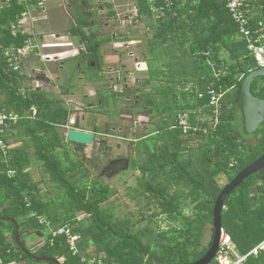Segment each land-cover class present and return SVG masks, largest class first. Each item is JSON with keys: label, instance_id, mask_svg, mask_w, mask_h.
Segmentation results:
<instances>
[{"label": "trees", "instance_id": "1", "mask_svg": "<svg viewBox=\"0 0 264 264\" xmlns=\"http://www.w3.org/2000/svg\"><path fill=\"white\" fill-rule=\"evenodd\" d=\"M69 1L74 23L68 33L83 45L79 61L86 60L87 70L100 69L97 57L108 40L98 34L102 6L92 0ZM131 1L136 19L155 31L147 41L154 59L142 84L153 86L131 105L152 122V132L136 142L130 138L149 196L142 210H153L148 225L163 216L173 226L165 232L148 226L134 233L147 217H120L119 206L109 202L116 192L99 183L100 175L90 180V160L79 155L84 146L64 141L57 132L68 119L67 111L53 106L61 102H47L37 91L20 94V78L6 54L27 47L31 36L20 30V21L30 8L38 9L40 0H7L0 9V106L20 119L23 146L9 148L16 137L13 127L1 138L6 154L0 150V264H57L37 258L58 264L194 263L211 246L213 228L208 244L201 247L200 243L203 227L212 226L213 207L223 188L216 177L225 176L228 184L264 154V121L254 134L244 129L240 89L245 77L258 68L226 8L228 0H171L170 8L164 0ZM244 1L251 6L249 27L256 31L258 23L264 26V0ZM106 7L111 9L110 4ZM108 16L115 19L116 14ZM208 89L220 95L217 107L210 106ZM250 90L264 99V77L254 79ZM119 97L103 93L100 102L119 103ZM92 132L100 133L95 127ZM122 137L127 139L128 134ZM253 137H259L256 143L248 140ZM71 144L75 149L68 147ZM31 155L41 161L46 185L52 188L43 195L25 172ZM127 160L131 169L135 159ZM111 161L107 158L103 163L100 158L102 165L94 168ZM185 208L193 210L192 217L183 215ZM40 217L49 222L52 232L68 228L78 236V252L70 251L65 236L47 234L48 226L39 223ZM221 225L240 255L264 241V171L251 175L228 195ZM15 226L25 251L15 241ZM27 232L44 237L43 245L36 250L29 246ZM245 264H264V251L249 255Z\"/></svg>", "mask_w": 264, "mask_h": 264}, {"label": "rangeland", "instance_id": "2", "mask_svg": "<svg viewBox=\"0 0 264 264\" xmlns=\"http://www.w3.org/2000/svg\"><path fill=\"white\" fill-rule=\"evenodd\" d=\"M92 1L102 6L97 20V23L100 24L98 34L103 39H108L102 45L97 57L100 69L94 67L92 70H87L86 60L79 61V52L83 49V45L78 42V38L72 37L68 33L70 25L74 23L70 1L40 0L38 9L30 8L23 15L20 21V30L31 36L27 44L29 49H26L27 54L25 55L31 57L26 61V71L30 74L33 61H36L38 65H41L42 61H48L50 62L47 64L49 72L46 73H49L50 78L46 84L27 83L25 90L20 91V94L25 96L37 91L47 102L53 100L61 102V104L53 106L54 108L60 106L68 112L66 126L57 127V132L64 141H66L67 132L71 129L92 133L95 136L92 145L84 146L82 153H79L80 156H85L90 160V163H87L91 173L90 180L100 175L103 166L98 169L94 168L95 165H102L98 162L100 158L103 163L107 158L110 160L135 159L131 169L111 178L103 176L99 178V183L109 187V191L116 192L109 202L119 206L117 212L120 217L126 214H131L132 220H139L141 215L147 217L146 221L140 223L133 230L134 233L148 226H154L159 232H165L173 224L163 216L156 219L154 223L147 224L153 210L147 212L142 210V207L147 203L146 198L149 196L143 188L142 178L137 169L138 161L136 160L139 159L137 152L130 144L133 138L136 142L137 138L152 132V122L146 116L136 113L131 105L135 97L141 93L151 92L153 86L142 84L148 79V64L151 59H154L147 41L154 37L155 31L146 21L136 19V10L131 0ZM106 4H110L111 9L106 7ZM109 12L116 14L115 19L109 18ZM124 38L132 41L123 42ZM46 56H49L48 59ZM153 65L155 66V64ZM34 66L37 67V65ZM78 66L79 68H77ZM42 70L44 69L42 68ZM40 74L43 72L40 73L39 70L32 78L36 80L41 77ZM103 93L120 96V102L115 103L113 100L109 103L105 101L101 103ZM128 109L132 112H125ZM34 112L36 109L32 110L31 121H34ZM178 119L182 124H185L182 116H179ZM17 124L19 126V123ZM94 127L99 129L100 133H93ZM19 129L22 128L19 126ZM240 132L243 134L242 130ZM7 133H11V131ZM124 134H128L127 139L122 137ZM258 138L253 137L248 140L251 143H256ZM12 143L11 141L10 144ZM21 146H23V142L20 139L14 148ZM68 147L72 150L75 149L73 144ZM29 153L32 154V150ZM25 172L28 174V179L36 184L40 194L43 195L47 190L52 189L47 187V176L43 173L42 163L35 156L31 155ZM12 174L13 172L10 173V175ZM215 181L220 187H224L228 182L223 175L216 177ZM252 200L253 202L256 200L255 194H252ZM77 215L79 219H82L83 216ZM183 215L192 217L193 210L185 208ZM40 222L49 223L41 217ZM211 228V225L203 227L201 247L210 241ZM47 231V234L52 231L50 224ZM25 234L26 243L34 250L43 245L44 237H38L34 233L28 234V232ZM143 240L145 243L147 242V239L143 238ZM75 245L77 253V242Z\"/></svg>", "mask_w": 264, "mask_h": 264}, {"label": "water", "instance_id": "3", "mask_svg": "<svg viewBox=\"0 0 264 264\" xmlns=\"http://www.w3.org/2000/svg\"><path fill=\"white\" fill-rule=\"evenodd\" d=\"M258 77H264V68L257 69L249 73L241 86L240 97L242 114L244 118V129L247 134H254L264 121V99L257 98L252 95L250 87L254 79ZM94 135L92 133H87L84 131H79L71 129L67 132L66 140L67 142L91 146L93 143ZM129 168V161L127 159H117L111 161L100 173V176L111 178L120 173L126 172ZM110 171L108 174L105 172ZM260 171H264V154L252 162L249 166L243 169L239 174H237L232 181L222 188V191L218 195L214 207H213V217H212V228H213V238L211 246L207 253L198 261L191 264H211L213 258L217 252L219 240L222 232L221 225V214L224 206V202L228 195L233 192L245 179L249 178L251 175L257 174ZM14 223V222H13ZM15 241L21 249H25L21 246L19 242L17 227L15 226ZM42 261H49L57 263L51 259H40Z\"/></svg>", "mask_w": 264, "mask_h": 264}, {"label": "built area", "instance_id": "4", "mask_svg": "<svg viewBox=\"0 0 264 264\" xmlns=\"http://www.w3.org/2000/svg\"><path fill=\"white\" fill-rule=\"evenodd\" d=\"M178 1V0H176ZM7 0H0V9ZM165 7L170 8L172 6L171 0H164ZM250 4L244 0H228L226 8L228 9L232 19L238 25V32L240 39L246 43V50L250 56L255 60L257 68H264V26L260 22L258 23V30L253 31L249 27V21L252 16L250 10ZM152 11L155 9L152 7ZM24 49L17 50L14 53H7L8 61L14 70H17V61L22 56ZM49 56H46L48 59ZM208 95L210 96V106L217 107L220 95L216 94L213 90L208 89ZM19 121V118L13 114H7L0 106V150L5 155V145L1 141L6 131ZM40 221V219H39ZM44 224L45 222H40ZM49 226V223H45ZM51 235L58 236L63 235L66 237L67 244L69 245L70 251L76 254V242L78 238L73 235L68 228H60L56 232L51 231ZM260 247L252 250L247 255H240L234 245L232 244L231 238L225 234L222 230L217 252L213 258V264H245L246 259L249 255H256L260 250Z\"/></svg>", "mask_w": 264, "mask_h": 264}, {"label": "crops", "instance_id": "5", "mask_svg": "<svg viewBox=\"0 0 264 264\" xmlns=\"http://www.w3.org/2000/svg\"><path fill=\"white\" fill-rule=\"evenodd\" d=\"M25 33V32H24ZM44 47V46H43ZM26 49L28 50L29 49V47L27 46L26 48H24V52H23V54H22V56L18 59V63H17V70H15L16 72H17V74H18V76H19V83H20V91H23V90H25V86H26V84L27 83H33V82H37V83H41V84H46L47 83V80L50 78V75H49V73L47 74L46 72L48 71L49 72V69L47 68L48 66H47V64H49L50 62H45V61H42L41 63V65H38L37 64V62L36 61H33L34 63H33V65H32V69L29 71L30 72V74H28V71H26V68H25V65H26V61L28 60V59H31V57H29V56H25L26 54H27V51H26ZM45 49V48H44ZM26 51V52H25ZM23 60V61H22ZM21 61H22V63H21ZM41 61V60H40ZM9 62V61H8ZM9 64H10V62H9ZM34 65H37V67L36 66H34ZM11 66V65H10ZM42 68L44 69V70H42ZM40 70V73H42L43 72V74H40V78H36V80H34L33 78H32V76L33 75H36V73L38 72ZM25 71V72H24ZM26 89H29L28 87H26ZM42 89V88H41ZM42 90H44V88L42 89ZM29 91V90H28ZM40 93H42V91H39ZM22 95V94H21ZM32 110H35L34 108H32ZM31 110V111H32ZM11 114H13V113H11ZM36 114V112H34V115ZM14 115V114H13ZM19 121H20V119H19ZM17 123H18V121H17ZM15 124V125H13V126H11L10 128H12V129H14L13 131H12V133L14 134V136H16V137H14V139H11L9 142H13L12 144H10L9 145V148H14L16 145H17V143H18V141H20V139H21V137H22V130H20L19 129V126H18V124ZM21 132V133H20ZM10 133H7L6 135H9ZM18 136L20 137V138H18ZM14 144H15V146H14ZM258 247H260L259 249V252L260 251H264V241L262 242V243H260L259 245H257L254 249H256V248H258ZM253 249V250H254Z\"/></svg>", "mask_w": 264, "mask_h": 264}, {"label": "flooded vegetation", "instance_id": "6", "mask_svg": "<svg viewBox=\"0 0 264 264\" xmlns=\"http://www.w3.org/2000/svg\"><path fill=\"white\" fill-rule=\"evenodd\" d=\"M80 53H81V52H79V54H80ZM112 161H114V160H112ZM109 163H110V162H109ZM109 163H108V164H109ZM108 164H107V165H108ZM107 165H106V166H107ZM106 166H105V167H106ZM105 167H103L102 170H103ZM102 170H101V172H102ZM101 172H100V173H101ZM109 172H110V171H107V172H105V174H108Z\"/></svg>", "mask_w": 264, "mask_h": 264}]
</instances>
